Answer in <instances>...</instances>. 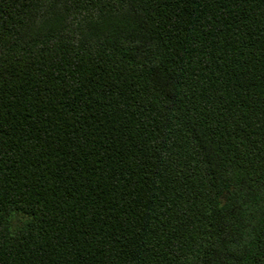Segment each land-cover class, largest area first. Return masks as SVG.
<instances>
[{
  "label": "trees",
  "instance_id": "16d2710c",
  "mask_svg": "<svg viewBox=\"0 0 264 264\" xmlns=\"http://www.w3.org/2000/svg\"><path fill=\"white\" fill-rule=\"evenodd\" d=\"M0 264H264V0H0Z\"/></svg>",
  "mask_w": 264,
  "mask_h": 264
}]
</instances>
